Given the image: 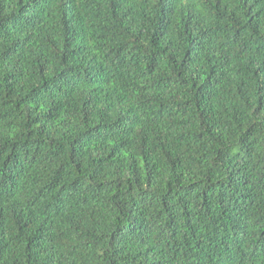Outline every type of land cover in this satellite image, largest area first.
Returning <instances> with one entry per match:
<instances>
[{"label":"trees","instance_id":"trees-1","mask_svg":"<svg viewBox=\"0 0 264 264\" xmlns=\"http://www.w3.org/2000/svg\"><path fill=\"white\" fill-rule=\"evenodd\" d=\"M0 264H264V0H0Z\"/></svg>","mask_w":264,"mask_h":264}]
</instances>
